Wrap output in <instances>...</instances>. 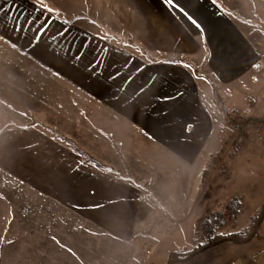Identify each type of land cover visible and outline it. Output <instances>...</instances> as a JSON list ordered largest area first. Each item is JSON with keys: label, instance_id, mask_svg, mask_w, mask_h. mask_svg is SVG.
I'll return each mask as SVG.
<instances>
[{"label": "crops", "instance_id": "crops-1", "mask_svg": "<svg viewBox=\"0 0 264 264\" xmlns=\"http://www.w3.org/2000/svg\"><path fill=\"white\" fill-rule=\"evenodd\" d=\"M213 1L66 0L57 9L54 0L53 7L44 2L53 9L48 12L38 0H0V42L40 67L46 111L69 114L56 115L53 124H68L70 136L54 129L104 165L85 163L74 151L86 166L71 170V192L124 190L137 200L145 193L151 206L169 203L166 223L176 224L183 212L163 189V176L173 170L190 198L185 210L198 205L199 184L222 148L223 126L236 131L211 103L208 79L228 110L255 117L264 108V86H253L248 96L238 81L253 68V47L238 40L237 27Z\"/></svg>", "mask_w": 264, "mask_h": 264}, {"label": "rangeland", "instance_id": "rangeland-1", "mask_svg": "<svg viewBox=\"0 0 264 264\" xmlns=\"http://www.w3.org/2000/svg\"><path fill=\"white\" fill-rule=\"evenodd\" d=\"M44 2L55 6L54 0ZM213 2L231 20L232 27H237L238 40H247L253 47L254 69L238 79L241 94L251 96L255 86L258 91L264 86V0ZM60 3L67 2L58 0L53 8L58 9ZM24 58L0 42V264H168L170 251L188 250L203 242L200 232L195 233L199 216L221 209L229 196L240 197L243 209L236 221L223 227L224 234L244 232L258 214L264 202V124L245 123L249 117L232 110L236 131L231 134L228 125L223 126L222 148L213 157L216 165L209 164V173L199 184L195 208L183 207L188 196L177 182L179 176L173 170L163 176L168 183L164 195L177 199L175 206L181 208L176 211L183 212L182 221L176 218V224H167L168 210L163 208L169 203L154 200L151 206L145 203V193H137L144 201L140 204L124 190L121 194L88 193L81 186L78 192H71V170H84L86 165L69 144L32 122L35 119L54 128L56 115L69 114L46 111L41 102V69ZM209 87L211 90V84ZM235 96L239 100V95ZM210 101L216 106L211 97ZM262 110L255 118H264ZM231 125L234 128V123ZM56 128L64 135L71 134L68 124ZM237 137L242 141L233 148ZM80 179L78 176L79 183ZM256 232L264 235V222ZM173 261L264 264V239L255 236L242 243L224 241L189 259L175 257Z\"/></svg>", "mask_w": 264, "mask_h": 264}, {"label": "trees", "instance_id": "trees-1", "mask_svg": "<svg viewBox=\"0 0 264 264\" xmlns=\"http://www.w3.org/2000/svg\"><path fill=\"white\" fill-rule=\"evenodd\" d=\"M210 84H211V94H210L211 100H213V102L216 104L219 111L230 123H234V125L237 124V118H235L233 113L230 110H228L223 104L221 97L219 96L214 83L210 81ZM252 121L259 123V124H264V118H255V117L247 118L245 120V123L252 122ZM32 122L34 124H38L39 126L45 128L46 130L51 132L52 135H54L56 138L61 139L62 141L69 144L72 147L73 151H75L78 155H80L83 158V162L91 163L99 167L104 166L99 160H97L94 156H92L88 151L78 146L77 143L74 142L71 138L62 135L58 130L48 125L41 124V122H38L35 119H33ZM115 150H116L117 156L119 157L120 153L118 152V149L116 146H115ZM233 153L234 151L230 153V156H232ZM242 209H243V202L241 198L236 195H231L227 198L225 204L223 205L221 209L219 210L211 209V210L204 212L198 218V221H197L198 223L196 225V230H195L196 235L198 234V232H200V237L201 239H203V242H200V243L197 242L196 245H194V247L188 250L185 249V250L170 251L167 256V263L172 264L174 262L173 258L175 257L189 259L193 257L195 254L202 252L209 247H212L224 241H229L228 239H226V237L228 236L232 237L235 240H243L244 242L250 241L255 236L259 239L260 238L264 239V235H259L257 234L256 231L254 232L251 238H248L254 228V224L258 218L260 210L258 211V214L255 217H253V219L247 224L244 232L237 231V232L229 233L228 235L222 232L223 227L227 223L234 222L237 220ZM262 222H264V219L261 220L259 226L262 224ZM200 237H198V239H200ZM196 239L197 237H195L193 241H196Z\"/></svg>", "mask_w": 264, "mask_h": 264}, {"label": "snow or ice", "instance_id": "snow-or-ice-1", "mask_svg": "<svg viewBox=\"0 0 264 264\" xmlns=\"http://www.w3.org/2000/svg\"><path fill=\"white\" fill-rule=\"evenodd\" d=\"M169 3H173V0H168ZM41 6L43 8H45L48 12H52L53 9L49 8L46 4H44V0H40ZM188 19L194 24L196 25L198 28L200 27V25L198 24V22L193 19L191 16H188L187 13H184ZM9 19H11V17H9ZM34 23V22H33ZM48 21L44 22L41 24V26L39 28L36 29L37 35L33 37L34 40L39 41V39L41 38V35L43 34V32H45L47 30L48 27ZM29 43H31V41H29ZM13 47H15V44H13ZM98 66V64H97Z\"/></svg>", "mask_w": 264, "mask_h": 264}, {"label": "water", "instance_id": "water-1", "mask_svg": "<svg viewBox=\"0 0 264 264\" xmlns=\"http://www.w3.org/2000/svg\"><path fill=\"white\" fill-rule=\"evenodd\" d=\"M262 219H264V203H262V206L260 208V212H259L258 218H257V220H256V222L254 224V228H253V230H252V232H251V234L249 235L248 238H251L253 236L254 232L256 231V229L259 226V224H260V222H261ZM226 239H228L229 241L235 242V243H242V242H244L243 240H235V239H233L230 236L226 237ZM169 264H171V263H169Z\"/></svg>", "mask_w": 264, "mask_h": 264}, {"label": "built area", "instance_id": "built-area-1", "mask_svg": "<svg viewBox=\"0 0 264 264\" xmlns=\"http://www.w3.org/2000/svg\"><path fill=\"white\" fill-rule=\"evenodd\" d=\"M241 141H242L241 138L239 137L235 138L234 142L232 143L233 148H236Z\"/></svg>", "mask_w": 264, "mask_h": 264}]
</instances>
